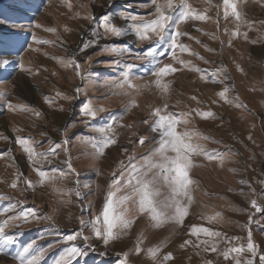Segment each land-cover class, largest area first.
Instances as JSON below:
<instances>
[{"label":"snow or ice","instance_id":"1","mask_svg":"<svg viewBox=\"0 0 264 264\" xmlns=\"http://www.w3.org/2000/svg\"><path fill=\"white\" fill-rule=\"evenodd\" d=\"M19 2L22 4L23 0H19ZM42 2L43 0H41ZM242 2L244 0H219L218 3L204 0L205 7L201 11L194 7L189 0H145L144 3L138 5L149 9L143 14L133 12L136 5L130 2L119 10L118 19L124 22L119 26L114 22L116 17L111 12H106L99 18L91 11L83 16L77 12L73 17H70L82 18L89 21L90 24L94 23L96 27L92 30L93 39L82 41L81 46L67 59L48 58L54 59L65 69L71 68L74 75L83 82L89 73L84 71L81 62L76 59L77 54L87 53L90 48H95L101 39L115 41L132 36L134 37L133 43L137 46L135 53L130 47L118 46L116 43L100 50L102 53L110 55L127 56L129 60L133 61L132 63L124 60L108 61L107 63L118 70V76L115 79L105 80L102 86L109 89L114 95L127 97L126 110L139 106L137 98L145 90L159 96L162 104L152 108L148 118L142 121L152 134V146L145 154L137 156V146H145L149 137L137 136L136 133H133V136H137L135 140L129 137L128 142L133 147L131 150L127 147L120 148V153L124 158L118 161L110 173V178L102 192L101 207L96 211L92 210L91 202L86 206L80 203L85 197L81 192L80 173L73 166L72 141L68 137L69 125L61 130L62 138L58 142L47 140L48 148L42 152L37 151V147H43L42 142L34 141L30 137L19 135L15 137V144L25 155L35 180L29 179L23 172L17 171L8 187L22 195L29 190L35 192L38 188L46 187L59 197L58 203L70 204L74 196L77 206L81 208L82 214L76 217L79 228L71 234L60 236L56 241L57 244H63L65 247L55 264H95L89 259L91 254L97 252L98 245L93 241H97L99 246L104 249L99 252V256H107L109 246L126 236L139 217H143L153 229L167 224L172 225L175 229L185 228V235L188 238L179 244L181 250L192 248L196 255L214 253L217 258L222 257L225 264H228L229 261L232 264H264V253L260 252L259 246L252 239L251 225L258 224L260 219H264V206L259 205L255 199L250 201V208L255 209V212L248 215L247 224L242 226L247 231L246 238L235 235L228 236L225 232L218 230L217 226H222L223 222V217L219 212L201 214L200 219L203 223L200 225L189 226L185 223L186 218L190 215V209L195 203V193L199 191V183L191 175L193 170L208 164H216L217 167L223 169L225 163L234 162L230 159L231 155H238V153H233L231 149L228 152L206 149V143L218 144L220 142L189 128L192 120L196 117L202 120L217 119L218 117L212 110L189 107L187 111L177 113L169 111L168 103V98L173 91V80L169 77L174 79L176 74L187 72L196 74L200 82L223 85L216 92V99L212 100L213 104L222 101L232 107L247 110V106L240 102L238 95L229 97V93L234 92V89L227 83L231 79L227 68L223 65L215 68H201L196 65L192 58L206 65H212L214 62L200 56L189 44L183 42V38L187 37L188 40L194 41L210 54H216V50L203 44L187 31L181 30V25H188L202 35L208 36L210 40L216 41L220 34V22L223 20L226 25L223 28V34L228 39L226 45L223 40L220 41L222 47H231L233 40L241 37L248 41V32L242 31V29L251 30L252 22L246 19L245 13L241 10ZM259 3L264 7V0H259ZM65 5L71 12L73 5L67 0H65ZM112 7L113 2L110 0L109 8ZM213 9H215L214 17L208 14ZM30 11L38 12L39 5L19 7L12 16L0 12V80L7 79L17 70L25 71L30 75L39 74V69L33 73L31 68H26L19 54L26 50L39 52L40 49L33 45H53L55 41L38 38L35 30L40 29L55 34L59 46L64 44L56 28L45 27L41 23L34 22V17L28 15ZM210 21L215 23L216 33L204 32L202 28L196 27L197 22L208 23ZM260 23L264 24V21ZM228 24L234 25V28L229 29ZM63 31L69 32L70 29L64 26ZM185 54L190 58H184ZM45 56L47 57V53ZM85 62L90 65L91 58L86 57ZM141 68L146 69V74L150 79L145 80L144 76L139 75ZM235 68L237 72L246 75L240 65H235ZM44 70L46 71V69ZM137 80L142 83H137ZM249 90L254 91L255 89ZM7 95L6 91L0 92V106L8 112L30 114L35 119L41 118L40 111L27 104H13L7 99ZM81 95H86V90L78 86L74 89V95L67 96L56 92L55 98L45 96L44 103L53 107L57 98L71 102ZM190 99L197 105L201 103L196 95L191 96ZM54 110L63 112L64 108L61 105ZM106 111L107 108L96 107L92 99L88 98L80 105V115L84 118L82 123L85 127H89L90 121H95L100 113ZM222 124L221 120L219 126ZM117 127L131 129L132 125H125L113 119L111 123L106 122L103 126L92 127V131L96 135L81 140V145L90 146L91 151L87 153V156L93 162L100 161L107 155L108 149L118 145ZM15 131L20 132L23 129L16 128ZM40 135L47 137L48 134L41 132ZM247 139L251 140L252 137L249 135ZM61 152L65 157L62 161L64 168L44 167L46 163H51L52 159L59 158ZM4 155L5 153H0V156ZM198 160H203L205 163H198ZM229 171L234 170L229 169ZM97 174L99 175V173ZM68 183H71L73 187H67ZM240 183L244 184L245 182L241 180ZM260 183L264 187V180ZM97 190H100L99 185H97ZM244 194L241 190L240 195ZM255 194L253 189V195ZM205 195L207 194L205 193ZM0 199L11 201L12 198L0 195ZM18 203L23 205L24 201ZM16 208V204L10 203L6 208L0 209V216L4 217L0 219V254L2 255H8V246L17 242L16 234L8 232L7 229L52 219L51 216L41 215L37 208H22L18 212ZM85 213L87 217H85ZM257 213L261 215L254 220L253 217ZM56 232L58 234V230ZM245 239L246 243H244ZM143 243L144 237L141 234L137 237L134 249L130 252L116 253L118 259L115 264H130V255H140L145 252L142 247ZM34 244L35 241H32L22 250L16 252L13 256L16 264H41V258L45 252L54 246L49 244L47 248L34 250ZM166 246V244L163 246L158 244L148 248L147 258L153 264H169L175 259L172 252L160 256L162 247ZM101 264L104 262L102 261ZM204 264H215V261L205 259Z\"/></svg>","mask_w":264,"mask_h":264},{"label":"rangeland","instance_id":"2","mask_svg":"<svg viewBox=\"0 0 264 264\" xmlns=\"http://www.w3.org/2000/svg\"><path fill=\"white\" fill-rule=\"evenodd\" d=\"M67 2L73 5L71 12L67 9L65 0H43L42 3L41 0H23L22 4L19 0H0V12L7 16L14 15L15 10L19 7L39 5L38 12L30 11L28 15L34 17V22L41 23L45 27L56 28L64 41L63 46H59L55 34L40 29L35 30L38 38L55 41L53 45H33L40 49L39 52L26 50L19 54L23 59L24 66L31 68L33 73L39 69V74L30 75L25 71L17 70L7 79L0 80V92L6 91L7 99L13 104H27L42 113L41 118L35 119L30 114L10 113L0 106V153H5L4 156H0V195L12 198L11 201L0 199V209L13 203L17 205V212L22 208H37L41 215L52 217L50 221L41 220L39 223L32 222L22 224L19 228L7 229L8 232L16 234L17 242L8 246V255L0 254V264H16L13 256L32 241H35L34 250L47 248L49 244H53L54 246L48 249L41 258V264H55L65 247L63 244H57L56 241L60 236L71 234L79 228L76 217L82 214L74 196L72 203L60 204L57 202L59 197L46 187L38 188L35 192L29 190L23 195L8 187L17 171H21L29 179L35 180L25 155L15 144L17 135L42 142L43 147H37V151L42 152L48 148L47 140L58 142L62 138L61 130L69 125L68 137L72 141L73 166L80 173L81 192L85 197L80 203L86 206L91 202L93 211L101 207L102 192L110 178V173L118 161L124 158L120 153V148L127 147L131 150L133 147L128 142L129 137H132L133 140L140 135L149 137L145 146H137V156L145 154L152 146V134L142 121L148 118L152 108L161 106L162 101L159 96L145 90L137 98L139 106L126 110L127 97L114 95L109 89L102 86L105 80L115 79L118 76V70L107 63L108 61L124 60L128 63L133 61L129 60L127 56L110 55L102 53L100 50L116 43L118 46L130 47L135 53L137 46L133 43L134 37H123L115 41L101 39L95 48H90L87 53L77 54L76 59L81 62L84 71L89 73L83 82L74 75L71 68L65 69L54 59L48 58L67 59L76 52L82 41L93 39L92 30L96 25L90 24L89 21L82 18H70L75 13L78 12L83 16L91 11L99 18L106 12H111L116 17L114 22L119 26L124 23L118 19L119 10L126 3L131 2L136 5L133 12L143 14L149 9L138 5L144 3L145 0H112V8H109L110 0H67ZM189 2L201 11L205 7L204 0H189ZM218 2L219 0H212V3ZM240 7L245 13L246 19L252 22L251 30L242 29V31L248 32V41L241 37L233 40L231 47H222L220 41L223 40L226 45L228 39L223 34V28L226 26L223 20L220 22V34L216 41L210 40L208 36L202 35L188 25H181V30L187 31L203 44L216 50V54H210L194 41L188 40L187 37L183 38V42L189 44L200 56L214 62L212 65H206L192 58L196 65L201 68H215L223 65L227 68L228 74L231 76L227 83L234 89V92L229 93V97L238 95L240 102L247 106V110L232 107L222 101L213 104L212 100L216 99V92L223 85L200 82L196 74L187 72L176 74L174 79L169 77L173 80V91L168 98V103L169 111L177 113L187 111L189 107L212 110L218 117L217 119L202 120L196 117L192 120L189 128L220 142L218 144L206 143V149L220 152H228L231 149L233 153H238V155H231L230 159L234 162L225 163L223 169L217 167L216 164H208L193 170L191 175L194 180L198 181L199 191L195 193V203L192 205L190 215L186 218L185 223L189 226L200 225L203 223L200 219L201 214L219 212L223 217V222L222 226H217L218 230L225 232L228 236L235 235L246 238L247 231L242 226L247 224L248 215L255 212V209L250 208V201L255 199L259 205L264 206V187L260 183L264 180V24L260 23L264 21V7L261 6L259 0H244ZM208 14L214 17L215 9ZM64 26H67L70 31L64 32ZM196 27L202 28L204 32L208 33L217 32L215 23L211 21L208 23L197 22ZM227 27L232 29L234 25L228 24ZM45 53H47V57ZM86 57L91 58L90 65L85 62ZM184 58L190 57L185 54ZM237 64L243 68L246 75L236 71L235 65ZM139 75L144 76L145 80L150 79L145 68L139 70ZM136 82L142 83L140 80ZM78 86L86 90V95H81L71 102L57 98L53 107L44 103L45 96L55 98L56 92L72 96L74 89ZM249 89L255 90L250 91ZM193 95L198 97L201 102L199 105L190 99ZM88 98L92 99L96 107L103 106L107 108V111L100 113L95 121L89 122V127H85L82 123L84 118L80 115V105ZM61 105L64 108L63 112L54 110ZM113 119L125 125H132V128L117 127L118 145L108 149L107 155L100 161L93 162L87 156V153L91 151L90 146L81 145V140L96 135L92 131V127L103 126L106 122L111 123ZM221 120L223 124L219 126ZM16 128L23 129V131L16 132ZM41 132H46L47 137L41 136ZM133 133H136L137 136H133ZM249 135L252 137L251 140L247 139ZM64 158L61 152L59 158L52 159L51 163H46L44 167L64 168L62 163ZM198 163L204 164L205 162L198 160ZM229 169L234 171H229ZM241 180L245 183L241 184ZM97 185L100 186V190H97ZM67 187H73V185L68 183ZM253 189L255 195H253ZM241 190L245 193L244 195H240ZM20 201H24L23 205L18 203ZM260 215L257 213L253 219L259 218ZM85 217H87L86 213ZM3 218L0 216V219ZM56 230H58V234ZM251 231L254 243L259 246L260 252L264 253V219H260L258 224H252ZM185 232V228L175 229L170 224L153 229L143 217H139L126 236L109 246L107 256H99V252L104 249L99 246L97 241H93L98 245L97 252L91 254L89 259L95 264H101L102 261L104 264H115L118 259L116 253L130 252L134 249L137 237L142 234L144 237L142 247L145 252L140 255H130V264H153L147 258L146 251L158 244L167 245L162 247L161 257L167 252L174 254L175 259L169 264H204L205 259H212L215 264H225L223 258H217L214 253L196 255L192 248L181 250L179 244L188 238ZM244 243H246V239ZM228 264H232V262L229 261Z\"/></svg>","mask_w":264,"mask_h":264}]
</instances>
